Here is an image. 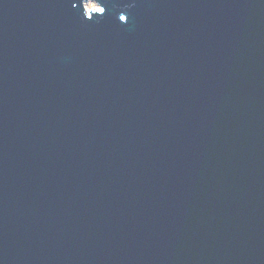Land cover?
<instances>
[{
	"label": "water",
	"instance_id": "95a60500",
	"mask_svg": "<svg viewBox=\"0 0 264 264\" xmlns=\"http://www.w3.org/2000/svg\"><path fill=\"white\" fill-rule=\"evenodd\" d=\"M0 264H264V0H0Z\"/></svg>",
	"mask_w": 264,
	"mask_h": 264
},
{
	"label": "rangeland",
	"instance_id": "374dc122",
	"mask_svg": "<svg viewBox=\"0 0 264 264\" xmlns=\"http://www.w3.org/2000/svg\"><path fill=\"white\" fill-rule=\"evenodd\" d=\"M86 7L93 8V9H98V6L94 2H89Z\"/></svg>",
	"mask_w": 264,
	"mask_h": 264
},
{
	"label": "bare ground",
	"instance_id": "6f19581e",
	"mask_svg": "<svg viewBox=\"0 0 264 264\" xmlns=\"http://www.w3.org/2000/svg\"><path fill=\"white\" fill-rule=\"evenodd\" d=\"M86 8H87V10L90 9L89 7H86Z\"/></svg>",
	"mask_w": 264,
	"mask_h": 264
},
{
	"label": "snow or ice",
	"instance_id": "6c2138e0",
	"mask_svg": "<svg viewBox=\"0 0 264 264\" xmlns=\"http://www.w3.org/2000/svg\"><path fill=\"white\" fill-rule=\"evenodd\" d=\"M122 19H123V17H122Z\"/></svg>",
	"mask_w": 264,
	"mask_h": 264
}]
</instances>
